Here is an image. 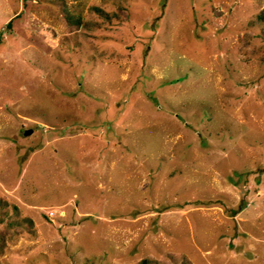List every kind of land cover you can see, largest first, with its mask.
<instances>
[{
  "label": "rangeland",
  "instance_id": "rangeland-1",
  "mask_svg": "<svg viewBox=\"0 0 264 264\" xmlns=\"http://www.w3.org/2000/svg\"><path fill=\"white\" fill-rule=\"evenodd\" d=\"M262 11L0 0V264H264Z\"/></svg>",
  "mask_w": 264,
  "mask_h": 264
},
{
  "label": "trees",
  "instance_id": "trees-1",
  "mask_svg": "<svg viewBox=\"0 0 264 264\" xmlns=\"http://www.w3.org/2000/svg\"><path fill=\"white\" fill-rule=\"evenodd\" d=\"M24 1H26V0H24ZM258 18H259L260 20L264 21V11H262L261 13L258 14ZM66 19H67L70 23L79 24V23L81 22V18H80V16H77V15H73V17H72V16H70V17H66ZM10 24H11V19L8 20V21L5 23V26H6L7 28H9V27H10ZM138 264H152V262H151L149 259H147V258H143V259H141V260L138 262Z\"/></svg>",
  "mask_w": 264,
  "mask_h": 264
},
{
  "label": "water",
  "instance_id": "water-1",
  "mask_svg": "<svg viewBox=\"0 0 264 264\" xmlns=\"http://www.w3.org/2000/svg\"><path fill=\"white\" fill-rule=\"evenodd\" d=\"M30 131H31L30 129L26 130L25 131V134H28Z\"/></svg>",
  "mask_w": 264,
  "mask_h": 264
}]
</instances>
